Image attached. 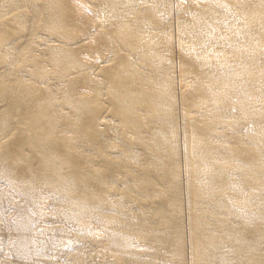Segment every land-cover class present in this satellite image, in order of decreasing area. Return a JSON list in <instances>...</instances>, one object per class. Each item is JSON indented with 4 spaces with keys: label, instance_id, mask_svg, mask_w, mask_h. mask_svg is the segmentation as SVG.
Returning <instances> with one entry per match:
<instances>
[{
    "label": "bare ground",
    "instance_id": "bare-ground-1",
    "mask_svg": "<svg viewBox=\"0 0 264 264\" xmlns=\"http://www.w3.org/2000/svg\"><path fill=\"white\" fill-rule=\"evenodd\" d=\"M0 264H264V0H0Z\"/></svg>",
    "mask_w": 264,
    "mask_h": 264
}]
</instances>
